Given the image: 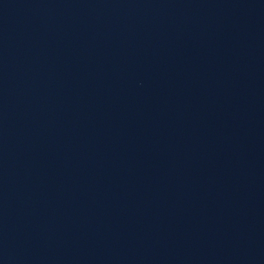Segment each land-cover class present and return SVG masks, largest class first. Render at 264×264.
<instances>
[{
  "label": "water",
  "instance_id": "water-1",
  "mask_svg": "<svg viewBox=\"0 0 264 264\" xmlns=\"http://www.w3.org/2000/svg\"><path fill=\"white\" fill-rule=\"evenodd\" d=\"M0 264H264V0H0Z\"/></svg>",
  "mask_w": 264,
  "mask_h": 264
}]
</instances>
